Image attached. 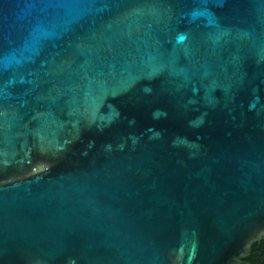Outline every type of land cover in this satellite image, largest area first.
I'll use <instances>...</instances> for the list:
<instances>
[{
	"label": "water",
	"instance_id": "95a60500",
	"mask_svg": "<svg viewBox=\"0 0 264 264\" xmlns=\"http://www.w3.org/2000/svg\"><path fill=\"white\" fill-rule=\"evenodd\" d=\"M263 237L264 0H0V264Z\"/></svg>",
	"mask_w": 264,
	"mask_h": 264
},
{
	"label": "flooded vegetation",
	"instance_id": "af4514ba",
	"mask_svg": "<svg viewBox=\"0 0 264 264\" xmlns=\"http://www.w3.org/2000/svg\"><path fill=\"white\" fill-rule=\"evenodd\" d=\"M241 264H264V237L253 242L249 254L242 258Z\"/></svg>",
	"mask_w": 264,
	"mask_h": 264
}]
</instances>
